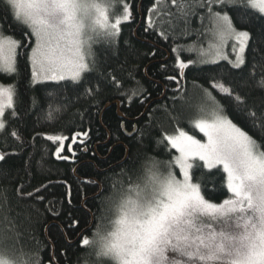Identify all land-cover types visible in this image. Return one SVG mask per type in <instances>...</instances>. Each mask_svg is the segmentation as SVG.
<instances>
[{
  "label": "trees",
  "instance_id": "16d2710c",
  "mask_svg": "<svg viewBox=\"0 0 264 264\" xmlns=\"http://www.w3.org/2000/svg\"><path fill=\"white\" fill-rule=\"evenodd\" d=\"M114 2L111 20L122 14L120 5L125 2L131 8V19L122 21L115 42L96 40L88 58L95 62L94 70L81 82H33L23 49L18 50V74L0 73L3 85H16L13 105L17 114L12 118V109L5 111L6 127L0 132V154L5 156L0 161V230H7L12 254L38 256L39 264H49L53 249L58 264H115L107 257L97 258L95 245L81 247L79 241L83 237L93 240L97 227L109 224V198L127 194L142 181L146 167L155 163L160 171H167L166 164L176 152L160 142L165 134H174L179 127L201 138L189 123L202 102L201 86L208 88L214 79L246 97L249 110L264 113V90L255 86L264 76V17L251 9L229 11L234 27L250 33L242 69L233 68L226 60L200 63L196 51L179 53L185 61L197 62L184 69L182 90L176 92V84L166 79L177 75L178 53L172 49L202 48L212 39L206 32L208 20L200 19L204 12L196 9L187 23L174 18L169 23L167 15L150 11L155 0ZM4 15L0 4V18ZM184 29L187 33L180 35ZM23 31L20 25H4V34L17 40L24 39ZM253 71L254 77L250 75ZM112 76L121 88L112 83ZM88 88L93 89L91 97L85 95ZM130 89L140 93L131 105L123 94ZM214 95L228 107L230 118L264 145L260 121L253 130L232 111L228 100ZM134 125L140 131L126 136L124 129L131 132ZM13 130L19 140L10 135ZM85 130L90 131L83 144H72L71 151L61 153L67 160L56 157V144L45 136H71ZM174 171L181 178L179 169ZM195 175L202 179L212 202L229 197L221 172L200 169ZM72 220L78 221L74 229L69 227Z\"/></svg>",
  "mask_w": 264,
  "mask_h": 264
},
{
  "label": "snow or ice",
  "instance_id": "6c2138e0",
  "mask_svg": "<svg viewBox=\"0 0 264 264\" xmlns=\"http://www.w3.org/2000/svg\"><path fill=\"white\" fill-rule=\"evenodd\" d=\"M0 4L5 13L0 18V73L18 74V50L23 49L33 82L41 77L63 81L65 74L72 81L81 82L85 74L94 70L95 62L88 57L95 40L115 42L122 21L131 19V8L125 2L120 5L122 14L110 21L109 10L116 6L114 0H0ZM196 9L204 12L201 21L209 22L206 32L212 42L207 50L196 46L172 49L178 53L177 75L166 79L176 84V92L182 90L184 69L197 62L185 61L179 55L181 52L196 51L199 62L204 64H216L220 59L236 69L246 66L250 33L234 27L229 11L251 9L264 17V0H170V6L168 0H155L150 11L167 15L169 23L172 18L187 23ZM5 24L22 26L24 39L5 35ZM186 33L184 29L180 35ZM161 34L168 38L166 33ZM229 41L233 42L234 59H229L224 51ZM250 75L254 77V71ZM111 80L118 89L122 87L115 76ZM255 86L264 90V76ZM201 90L202 102L189 121L202 134L201 138L179 127L174 134H165L160 142H166L169 150L177 153L166 164L167 171H160L153 163L146 167L142 181L129 188L127 194L109 198V224L98 226L93 240L83 237L79 241L81 247L95 245L97 258L111 257L116 264H264V145L230 118L228 107L214 93L228 100L232 111L249 122L253 130L260 121L262 139L264 113L249 110L246 97L214 79L208 88L201 86ZM15 94V84H0V132L6 127L5 109H12V118L17 115L13 105ZM123 94L129 105L140 95L136 89ZM85 95L91 97L93 89H86ZM48 119H53L52 111ZM89 131L45 136L56 144V157L67 160L69 157H62L61 153L71 151L72 144H83ZM124 131L134 135L140 130L134 125L131 132L127 128ZM10 135L20 139L15 130ZM4 159L0 154V161ZM177 168L182 178H177ZM200 169L221 172L230 196L222 202L207 198L208 189L195 175ZM77 226V220L69 224L73 229ZM9 239L7 230H0V264H39L38 256L12 254ZM49 264H58L54 249Z\"/></svg>",
  "mask_w": 264,
  "mask_h": 264
},
{
  "label": "rangeland",
  "instance_id": "374dc122",
  "mask_svg": "<svg viewBox=\"0 0 264 264\" xmlns=\"http://www.w3.org/2000/svg\"><path fill=\"white\" fill-rule=\"evenodd\" d=\"M109 16H110V10H109ZM110 21L111 22H113L112 20H111V18H110ZM99 39H101V38H97L96 40H99ZM96 40H95V42L92 44V48L94 47V45H95V43H96ZM212 42V39H209L208 41H206L205 42V45H204V47H202L203 49H205V50H207L208 49V47H209V44ZM233 42L232 41H229L228 42V45L225 47V49H224V51H225V53L226 54H228L229 55V59H234V55L232 54V49H231V44H232ZM89 58V57H88ZM220 60V59H219ZM66 75V79L65 80H71L70 79V77L68 76V74H65ZM72 81V80H71ZM35 82H57V81H49V80H45L43 77H41V78H38V80L37 81H35ZM0 84H2L1 82H0ZM7 109H5V111H6ZM177 154V153H176ZM182 178V177H181ZM229 196H230V193H229ZM109 259H111V257H109ZM111 261H113L115 264H116V262L114 261V260H112L111 259Z\"/></svg>",
  "mask_w": 264,
  "mask_h": 264
},
{
  "label": "water",
  "instance_id": "95a60500",
  "mask_svg": "<svg viewBox=\"0 0 264 264\" xmlns=\"http://www.w3.org/2000/svg\"><path fill=\"white\" fill-rule=\"evenodd\" d=\"M115 105L117 106V113H118V116H119V117H122V115H121V114L119 113V111H118V110H119V106H118V104L116 103ZM125 135H126V134H125ZM126 136H131V135H126Z\"/></svg>",
  "mask_w": 264,
  "mask_h": 264
},
{
  "label": "flooded vegetation",
  "instance_id": "af4514ba",
  "mask_svg": "<svg viewBox=\"0 0 264 264\" xmlns=\"http://www.w3.org/2000/svg\"><path fill=\"white\" fill-rule=\"evenodd\" d=\"M106 258V257H105ZM107 259H109V257H107ZM111 260V259H110Z\"/></svg>",
  "mask_w": 264,
  "mask_h": 264
}]
</instances>
